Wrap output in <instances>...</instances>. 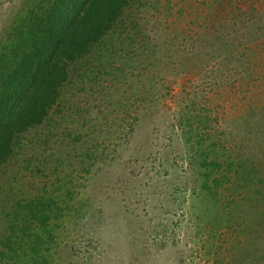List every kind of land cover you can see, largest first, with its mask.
Returning a JSON list of instances; mask_svg holds the SVG:
<instances>
[{
  "label": "rangeland",
  "instance_id": "374dc122",
  "mask_svg": "<svg viewBox=\"0 0 264 264\" xmlns=\"http://www.w3.org/2000/svg\"><path fill=\"white\" fill-rule=\"evenodd\" d=\"M40 7L0 0V67ZM60 110L0 163V264H264V0H134Z\"/></svg>",
  "mask_w": 264,
  "mask_h": 264
},
{
  "label": "trees",
  "instance_id": "16d2710c",
  "mask_svg": "<svg viewBox=\"0 0 264 264\" xmlns=\"http://www.w3.org/2000/svg\"><path fill=\"white\" fill-rule=\"evenodd\" d=\"M133 1L40 0L35 15L27 9L16 22L0 67V163L24 132L61 111L68 64L86 54ZM26 208L37 239L49 211L30 201ZM17 238L6 245L11 256L19 252Z\"/></svg>",
  "mask_w": 264,
  "mask_h": 264
}]
</instances>
